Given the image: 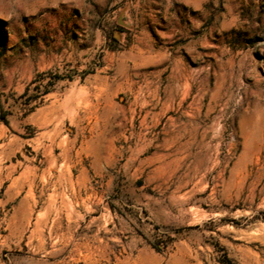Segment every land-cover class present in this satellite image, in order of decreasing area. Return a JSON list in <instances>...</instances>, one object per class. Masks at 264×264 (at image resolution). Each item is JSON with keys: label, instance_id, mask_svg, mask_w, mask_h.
<instances>
[{"label": "rangeland", "instance_id": "1", "mask_svg": "<svg viewBox=\"0 0 264 264\" xmlns=\"http://www.w3.org/2000/svg\"><path fill=\"white\" fill-rule=\"evenodd\" d=\"M224 260L264 264V0H0V264Z\"/></svg>", "mask_w": 264, "mask_h": 264}, {"label": "trees", "instance_id": "2", "mask_svg": "<svg viewBox=\"0 0 264 264\" xmlns=\"http://www.w3.org/2000/svg\"><path fill=\"white\" fill-rule=\"evenodd\" d=\"M58 79H62V76H59V75H55L53 77H50L48 78L46 84L44 85V93L48 91V88L53 84V82L55 80H58ZM36 81H38L37 79H34L31 83H30V86L33 85V88L32 89H37V85H36ZM35 85V86H34ZM29 89L30 88H27L26 91L20 96L21 99H23V104H27L29 101H31L34 97H35V94H32V93H29ZM7 103V102H5ZM6 112V113H5ZM2 119L4 120V122L6 124H8V120H6V116L9 115V114H12L11 111L9 110V107L7 106L5 108V104H2ZM20 128L21 129H28L29 126L28 125H23V124H20ZM224 263L228 264L227 260H224Z\"/></svg>", "mask_w": 264, "mask_h": 264}, {"label": "bare ground", "instance_id": "3", "mask_svg": "<svg viewBox=\"0 0 264 264\" xmlns=\"http://www.w3.org/2000/svg\"><path fill=\"white\" fill-rule=\"evenodd\" d=\"M173 122V121H172ZM31 179V178H30Z\"/></svg>", "mask_w": 264, "mask_h": 264}]
</instances>
